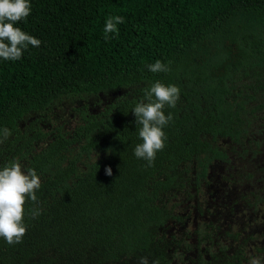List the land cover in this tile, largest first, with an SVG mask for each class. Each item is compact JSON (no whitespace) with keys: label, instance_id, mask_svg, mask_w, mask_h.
Masks as SVG:
<instances>
[{"label":"trees","instance_id":"16d2710c","mask_svg":"<svg viewBox=\"0 0 264 264\" xmlns=\"http://www.w3.org/2000/svg\"><path fill=\"white\" fill-rule=\"evenodd\" d=\"M30 4V15L14 26L41 44L28 45L19 60L0 58V130L19 131L26 115L63 94L145 84L135 97L84 114L71 136L58 129L40 150L34 142L46 134L28 139L25 156L41 179L38 200L26 197L21 243L0 237V264H139L141 257L185 264L163 235L177 218L169 196L184 187L194 163L204 180L215 160L246 157L264 133V0ZM109 16L124 22L105 40ZM157 60L171 70L151 72ZM156 81L178 86L180 98L164 109L173 119L148 166L134 154L142 140L133 109ZM214 233L198 228L196 243H185L186 252L195 251L190 264H249L247 241L229 233L222 243Z\"/></svg>","mask_w":264,"mask_h":264},{"label":"rangeland","instance_id":"374dc122","mask_svg":"<svg viewBox=\"0 0 264 264\" xmlns=\"http://www.w3.org/2000/svg\"><path fill=\"white\" fill-rule=\"evenodd\" d=\"M144 84L99 94H63L47 109L31 112L20 121L19 131H11L0 144V170L10 160H18L26 171L30 157L25 156L27 141L36 132L46 134L34 142L35 150H40L58 129L71 136L84 114H97L118 99L135 97ZM219 144L227 149L230 141L221 140ZM78 151L76 146L72 154ZM190 167L184 187L169 196L177 218L163 230L165 239L172 241V248L184 253L185 264H190V258L195 256V251L186 252L185 243H196L198 228L213 229L222 243H229V233L237 234L240 241H247L250 257L264 258V133L246 157L231 162L215 160L204 180H197L195 163Z\"/></svg>","mask_w":264,"mask_h":264},{"label":"clouds","instance_id":"9594fccd","mask_svg":"<svg viewBox=\"0 0 264 264\" xmlns=\"http://www.w3.org/2000/svg\"><path fill=\"white\" fill-rule=\"evenodd\" d=\"M31 13L30 0H0V58L16 61L22 57L28 45L39 47L41 41L29 35L21 28L14 26L17 22L26 20ZM124 22L122 16H109L106 19L105 40L109 34L117 33V25ZM153 73L168 72L170 67L157 60L148 65ZM180 98V89L171 84L165 85L156 81L145 89L144 99L136 103L133 113L136 117L138 134L142 143L136 145L134 154L144 159L151 166L156 153L165 147L167 139L163 129L173 119L171 113L165 115V107H175ZM11 135L7 128L0 130V144ZM23 165L18 160L11 161L0 170V237L9 245L19 244L26 234L24 223L26 197L35 203L38 200L36 190L41 186V179L35 169L22 170ZM106 174L111 176V167L106 168ZM33 217L40 215L39 210H31ZM139 264H149L147 257H141ZM159 264V261H153ZM249 264H264V258L251 257Z\"/></svg>","mask_w":264,"mask_h":264}]
</instances>
